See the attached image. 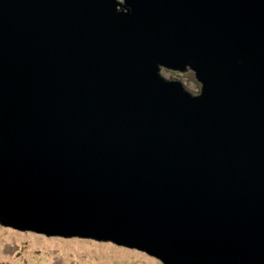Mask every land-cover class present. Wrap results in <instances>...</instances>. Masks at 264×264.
<instances>
[{
  "label": "water",
  "instance_id": "obj_1",
  "mask_svg": "<svg viewBox=\"0 0 264 264\" xmlns=\"http://www.w3.org/2000/svg\"><path fill=\"white\" fill-rule=\"evenodd\" d=\"M0 223L264 264V0H0Z\"/></svg>",
  "mask_w": 264,
  "mask_h": 264
},
{
  "label": "rangeland",
  "instance_id": "obj_2",
  "mask_svg": "<svg viewBox=\"0 0 264 264\" xmlns=\"http://www.w3.org/2000/svg\"><path fill=\"white\" fill-rule=\"evenodd\" d=\"M159 73L166 78L173 75L182 78L181 73L187 72L162 67ZM185 84L191 90L198 87L197 81L191 77L185 79ZM0 264L167 263L143 249L117 243L110 238L77 233H45L0 223Z\"/></svg>",
  "mask_w": 264,
  "mask_h": 264
},
{
  "label": "flooded vegetation",
  "instance_id": "obj_3",
  "mask_svg": "<svg viewBox=\"0 0 264 264\" xmlns=\"http://www.w3.org/2000/svg\"><path fill=\"white\" fill-rule=\"evenodd\" d=\"M190 65L189 64H187V63H185V70H180V69H177V70H180L181 72H187V73H181V75L183 76L182 78H179V77H177V76H170V77H168V78H166V77H164V76H162L161 74V76L162 77H164L165 79H167V80H170V79H173V80H178L179 81V83H180V85L183 87V89H185V90H187V91H189L192 95H197L198 93H199V89H200V83L197 81V79H195L194 77H195V75H194V73H195V71L192 69V68H190L189 67ZM162 67H166V68H172V67H168V66H165V65H159V67H158V70H159V68H162ZM173 70L174 69H176V68H172ZM188 72L190 73L191 72V74H188ZM184 74V75H183ZM186 74V75H185ZM190 75V76H189ZM189 77H191V78H193L194 80H196L197 81V83H198V87H196V90H194V89H190V88H187V85L185 84V79H189ZM183 79V80H182ZM191 80V79H190ZM192 82V81H191ZM193 83V82H192Z\"/></svg>",
  "mask_w": 264,
  "mask_h": 264
}]
</instances>
